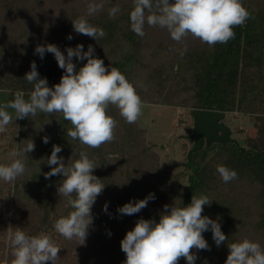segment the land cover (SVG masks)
Returning <instances> with one entry per match:
<instances>
[{
    "label": "trees",
    "instance_id": "16d2710c",
    "mask_svg": "<svg viewBox=\"0 0 264 264\" xmlns=\"http://www.w3.org/2000/svg\"><path fill=\"white\" fill-rule=\"evenodd\" d=\"M88 2L0 0L3 6H0V103L12 100L17 91H23L28 98L33 85L24 76L31 70L33 61L49 87L59 83L63 70L52 53L46 52L41 59L35 53L37 45L55 44L65 56L67 47L83 44V50L87 51L92 45L94 55L103 59L107 68H118L136 87L143 104L253 115L257 120L256 133L245 139V148L215 142L207 149L190 150L184 163L185 172L169 175L165 167L158 165L152 148L143 141L144 130L136 123H127L115 107L110 108L108 114L118 122L116 138L96 149L67 136L72 125L61 113L52 116L38 113L35 117L18 119L19 139L26 141L27 138L36 143L35 150L27 154L26 173L12 185L13 228H23V216L33 211L39 214L33 216L36 219L30 217L34 222L23 229L26 234L47 232L52 238L65 241L64 254L73 242L53 228L58 218L72 210L67 198L57 194L63 177L45 178L51 171L47 158L53 145H59L62 151L58 155L66 165L79 159L81 151H86L97 166L93 174L105 184L92 207L90 239L83 246L86 253L89 251L85 256L98 257L91 260L92 264H123L126 256L120 242L138 219L158 222L164 205L175 203L183 207L191 202L193 195L201 194L212 201L204 206L202 215L220 223L228 239L217 247L211 231L204 232L210 250L194 249L195 264H225L227 245L244 238L258 237L264 243V0H242L253 18L234 28V39L209 47L190 35L185 41L188 50L183 57L177 51L182 46L170 38L167 30L145 25L143 37L131 30L132 0H103V10L92 16H87ZM117 5L121 11L109 18L108 9ZM81 15L87 16L89 22L102 28L106 35L94 40L75 33L71 20ZM69 35L71 40L67 39ZM159 38L163 42L157 41ZM10 47L12 56L5 60ZM73 63L78 71L86 60L73 57ZM8 111L15 117L14 110ZM44 137L49 138L47 144L43 142ZM218 165L234 170L237 179L224 183L217 172ZM184 178L185 186L181 183ZM150 193L155 199L139 213L129 216L117 211L125 203L144 199ZM93 241L103 247L100 245L98 249ZM179 264L187 262L181 258Z\"/></svg>",
    "mask_w": 264,
    "mask_h": 264
},
{
    "label": "clouds",
    "instance_id": "9594fccd",
    "mask_svg": "<svg viewBox=\"0 0 264 264\" xmlns=\"http://www.w3.org/2000/svg\"><path fill=\"white\" fill-rule=\"evenodd\" d=\"M133 8L129 13L131 30L138 36L145 35V25L167 30L170 38L182 47L177 49L183 57L187 52L186 39L191 35L201 43L214 47L226 44L235 38L234 28L243 26L253 18L243 6L242 0H132ZM103 0H89L86 6L87 16L95 15L103 10ZM121 11L120 7L108 9L109 18H114ZM87 16L81 15L71 20L73 30L98 40L106 33L102 28L92 25ZM67 39L71 40L69 35ZM83 44L75 48L67 47V55L52 43L37 45L35 53L41 59L45 53H52L63 75L59 83L49 87L46 78H41L37 65L33 61L31 70L24 78L33 85L28 98L23 91H17L10 101L0 103V133L7 130L12 123L13 115L8 109L14 110L15 118L35 117L38 113L52 116L61 113L63 119L72 127L67 136L78 140L88 148H100L115 140L118 122L109 110L115 107L119 115L129 124L135 123L142 112L143 101L136 87L116 67L107 68L104 60L94 55L95 49L89 45L84 51ZM73 57L84 61L77 71ZM43 142H49L48 137ZM35 150L31 140L23 147L19 144L9 153V163L0 164V180L13 183L27 171V154ZM61 146L53 145L47 164L51 171L45 178L61 175L63 179L57 186V194L67 198L72 209L66 216L58 218L54 231L66 240H78L83 245L93 225L92 207L105 184L93 174L97 168L86 151L79 153V159L65 164L58 153ZM224 183L237 179V173L224 165L217 166ZM150 193L144 199L125 203L117 211L121 215H134L147 207L154 200ZM212 202V201H211ZM211 202L207 195H193L186 206L164 205L159 221L140 218L132 230L127 231L120 242L126 259L123 264H179L181 258L187 264H195L197 255L193 251L210 250L203 233L211 231L217 247L228 237L222 232L217 221L202 215L204 206ZM107 212V204L104 206ZM5 242L11 249L10 262L4 264H56L61 247L53 240L51 234L40 232L28 235L22 228L11 225L5 232ZM228 255L225 264H264V247L260 243L244 238L227 245Z\"/></svg>",
    "mask_w": 264,
    "mask_h": 264
},
{
    "label": "rangeland",
    "instance_id": "374dc122",
    "mask_svg": "<svg viewBox=\"0 0 264 264\" xmlns=\"http://www.w3.org/2000/svg\"><path fill=\"white\" fill-rule=\"evenodd\" d=\"M0 6H2L0 4ZM3 7V6H2ZM0 11L2 8L0 7ZM16 27V26H15ZM15 30V28H14ZM6 37V35H5ZM8 37V36H7ZM6 37V38H7ZM163 42L160 38L157 40ZM165 42V41H164ZM7 60L12 56V47L7 48ZM2 55V54H1ZM0 55V57H1ZM191 111L188 108L167 106L164 104H143L142 112L137 121L135 122L138 128L144 130V140L146 146L149 145L152 148L153 153L157 155V162L159 166L167 169V174L174 175L177 173L185 172L184 163L190 150L198 147V143L195 139L191 138L194 129V119L191 115ZM222 118L218 121V125L222 126V129L217 130V136H223L226 144H238L241 147H246L245 139L248 137H254L256 133L255 126L257 124L256 117L253 115H241L239 113H221ZM19 124L18 119L13 117L12 123L7 126V130L0 133V164L9 163L8 153L15 148L18 144L22 146L25 142L31 141L26 138V141H21L18 137ZM35 129H33L34 131ZM32 131V130H31ZM29 131V133H31ZM199 141L203 142V147L207 149L206 137L201 134ZM36 143L35 141H33ZM215 144L212 143V145ZM182 185H186V179L181 180ZM13 183H6L0 180V264H4L5 259L10 262L12 259L10 252L11 249L5 242V232L9 225L13 224L12 213V199H13ZM31 212V211H30ZM28 212L23 216V223L21 222L22 230L27 229L33 224L39 213ZM54 212H51V215ZM30 217H33L31 219ZM89 235L86 238V241ZM249 239V238H248ZM53 240L61 247L59 252V259L56 264H92V259H98L94 256L92 259L89 254L85 256L86 248L83 245H78V240L75 238L73 242L68 246L67 252L64 254L65 241L58 238ZM252 240V239H250ZM253 241L258 242L264 247L261 239L253 238ZM96 242L93 241V245ZM98 249L101 243L95 244ZM99 251V250H98ZM100 256H103L100 254ZM51 264V262H47Z\"/></svg>",
    "mask_w": 264,
    "mask_h": 264
},
{
    "label": "water",
    "instance_id": "95a60500",
    "mask_svg": "<svg viewBox=\"0 0 264 264\" xmlns=\"http://www.w3.org/2000/svg\"><path fill=\"white\" fill-rule=\"evenodd\" d=\"M191 115L194 119V129L191 138L195 139L198 147L193 150L203 147V142L199 141V137L203 134L207 140V146L212 143L226 144L223 136H217V130H221L222 126L218 125V121L222 118L221 113L213 111L192 110Z\"/></svg>",
    "mask_w": 264,
    "mask_h": 264
}]
</instances>
